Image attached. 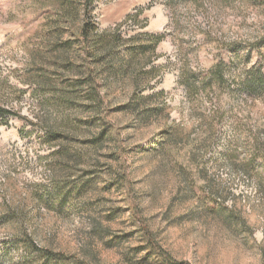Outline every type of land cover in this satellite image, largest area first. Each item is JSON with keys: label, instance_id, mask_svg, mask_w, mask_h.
I'll list each match as a JSON object with an SVG mask.
<instances>
[{"label": "rangeland", "instance_id": "obj_1", "mask_svg": "<svg viewBox=\"0 0 264 264\" xmlns=\"http://www.w3.org/2000/svg\"><path fill=\"white\" fill-rule=\"evenodd\" d=\"M55 1L0 0V264H264V94L240 88L264 75V0H101L99 33L144 8L119 33L165 35L138 84L52 32ZM219 61L208 94L177 85Z\"/></svg>", "mask_w": 264, "mask_h": 264}, {"label": "trees", "instance_id": "obj_2", "mask_svg": "<svg viewBox=\"0 0 264 264\" xmlns=\"http://www.w3.org/2000/svg\"><path fill=\"white\" fill-rule=\"evenodd\" d=\"M101 0H56V7L51 10L52 18L51 31L59 33L65 30L69 33L72 41H74L79 49L76 55L82 52L91 59L94 57H102L109 64L108 70L113 72L114 77L119 75L121 78L131 77L135 83L146 82L163 75L162 67H156L153 64L160 55L157 54L159 44L165 40L164 34H155L142 32L136 36L124 38L119 33L122 24L129 21H137L143 13L144 8L136 9L134 13L128 14L124 20L115 25L106 33H99L98 26L93 14L97 3ZM109 1V0H104ZM198 0H164L168 7L173 8L177 2L196 3ZM146 22V20H143ZM142 21V22H143ZM144 23L141 28H144ZM58 34H56L57 36ZM57 37H60L58 35ZM136 42V43H135ZM68 46H71V39L68 40ZM131 44V45H130ZM121 46H128L121 50ZM71 48V47H70ZM148 67V69L146 68ZM223 61L215 64L203 77H199L193 70L182 64L175 67L177 70L178 86L186 91V95L191 97L196 93H209L216 89L220 82L224 81L228 70ZM245 99H254L264 94V75L260 72L248 75V77L240 83ZM143 99V98H140ZM10 112L0 107V117H6ZM56 134L47 135L48 141H55ZM66 151V150H65ZM64 151V152H65ZM64 152L62 154L64 155ZM260 159H264V153H261ZM249 169V168H247ZM26 239L22 242L25 247L33 253H36L45 259H62L61 254H56L47 249L40 248L25 234ZM161 257L167 264H179L172 262L161 250Z\"/></svg>", "mask_w": 264, "mask_h": 264}]
</instances>
